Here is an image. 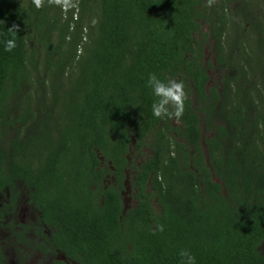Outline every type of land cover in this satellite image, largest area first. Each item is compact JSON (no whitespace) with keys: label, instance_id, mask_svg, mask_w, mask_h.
<instances>
[{"label":"trees","instance_id":"16d2710c","mask_svg":"<svg viewBox=\"0 0 264 264\" xmlns=\"http://www.w3.org/2000/svg\"><path fill=\"white\" fill-rule=\"evenodd\" d=\"M206 3L80 0L79 20L60 23L45 0L42 44L31 0H0V192L33 186L59 247L85 264H180L181 249L196 264H264V0ZM149 73L184 83L178 126L152 115ZM143 149L138 204L121 216L102 180Z\"/></svg>","mask_w":264,"mask_h":264},{"label":"flooded vegetation","instance_id":"af4514ba","mask_svg":"<svg viewBox=\"0 0 264 264\" xmlns=\"http://www.w3.org/2000/svg\"><path fill=\"white\" fill-rule=\"evenodd\" d=\"M178 126L177 122H173ZM134 152L130 151L126 160L130 168L123 170L120 178L106 174L102 180L105 188L108 186L118 188L121 200V216L129 209L137 207L138 199L136 169L142 163L143 155L149 154L147 149L136 155L138 161L131 160ZM108 169L114 171L108 164ZM120 180V184L118 183ZM22 178L13 179L0 192V231L4 234L0 237V249L4 256L3 264H85L82 257L64 252L58 243L56 227L53 223H45L42 220L43 212L38 208L39 200L35 197L33 186L25 184ZM121 186V187H120ZM144 195L150 205L156 209V198H150V178L147 180ZM120 216V218H121ZM12 229L17 231L12 233ZM1 233V232H0ZM264 245V241L260 247ZM259 247L260 251L261 248ZM261 253L264 255L263 251Z\"/></svg>","mask_w":264,"mask_h":264},{"label":"clouds","instance_id":"9594fccd","mask_svg":"<svg viewBox=\"0 0 264 264\" xmlns=\"http://www.w3.org/2000/svg\"><path fill=\"white\" fill-rule=\"evenodd\" d=\"M36 9L44 7L45 0H31ZM215 0H207L206 6L210 7ZM49 5H55L68 11L75 7L73 0H47ZM9 33H12V38L4 41V50L6 52L13 51L17 44L15 35L19 31L17 25L7 28ZM146 87L151 90L155 100L151 104V112L155 118L174 120L179 122L184 114L185 101L187 93L185 92L184 83L178 79L164 78L161 79L156 73H149L146 80ZM158 231L163 232L164 226L161 224L157 228ZM180 264H196V258L187 249L179 251Z\"/></svg>","mask_w":264,"mask_h":264},{"label":"rangeland","instance_id":"374dc122","mask_svg":"<svg viewBox=\"0 0 264 264\" xmlns=\"http://www.w3.org/2000/svg\"><path fill=\"white\" fill-rule=\"evenodd\" d=\"M80 0H73L74 4H75V7L69 9L68 11H64L63 9L60 8V17H59V22L60 23H64V21L68 18V15L67 13H69V15L72 17L73 20H79L80 16H82V14H80V11H79V7H78V3H79ZM29 10V9H28ZM51 13H52V10L50 8H48L46 5H44V7L40 8V9H36L35 8V12L34 14H31V13H28L29 16H31L32 18V23L36 24L37 26V31L40 33V37H41V43L42 44H45L44 41H42V36L44 33L47 32L48 28L50 27L51 25ZM82 22H86L85 18L82 17ZM68 28H69V31H72L73 29V22H70L68 24ZM34 29H36L35 27H33ZM82 37H84V33L86 32V29L82 28ZM59 33V31L56 29L52 32V37H55L57 34ZM38 35V36H39ZM69 37V35H67ZM36 39V38H35ZM68 39V38H67ZM55 40V39H54ZM32 46H35L38 50H39V45L37 44V42L33 41V43L31 44ZM78 53L81 52V49L78 48ZM206 57H205V62L207 61H212V58H213V54H212V50H210V48H208L207 46V49H206V53H205ZM37 56L40 57L41 56V53H37ZM210 76H211V85L214 83V82H217L220 78V75L218 74V71L217 70H211L210 71ZM35 88L34 85L30 86L29 89H27L26 91L27 92H32L33 89ZM136 155H132L131 156V160L134 162L135 161H138V158H135ZM0 237L3 236L4 232L3 231H0ZM261 248V251H263L264 253V245L260 247Z\"/></svg>","mask_w":264,"mask_h":264},{"label":"water","instance_id":"95a60500","mask_svg":"<svg viewBox=\"0 0 264 264\" xmlns=\"http://www.w3.org/2000/svg\"><path fill=\"white\" fill-rule=\"evenodd\" d=\"M201 142H202V146H204V145H203V138L201 139Z\"/></svg>","mask_w":264,"mask_h":264}]
</instances>
